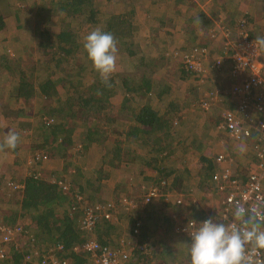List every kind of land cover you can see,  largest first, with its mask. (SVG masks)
Instances as JSON below:
<instances>
[{
    "label": "rangeland",
    "instance_id": "rangeland-1",
    "mask_svg": "<svg viewBox=\"0 0 264 264\" xmlns=\"http://www.w3.org/2000/svg\"><path fill=\"white\" fill-rule=\"evenodd\" d=\"M54 1L55 0H11L9 5L11 10L9 9L8 15L5 16L6 25L4 29L0 30V60L3 58L1 63L6 62L5 55L9 54V56H11L12 53L16 52L15 48H23V46H25L26 50L22 52L24 58L34 59L33 61L36 62L35 66L37 69L47 65L46 60L50 59V55L44 54L39 49H35V44L37 43L36 32L38 31L36 29L37 24L46 26L50 31H53L57 30L60 24L67 23L69 20L68 24H72L75 29L78 28L80 31L82 40L93 30L90 28L91 23L87 22L78 25L80 20L78 21L70 18L69 15H66V10L62 8L59 9L58 2H62L63 0H56V4H53L54 6L52 5V9L48 10L49 12L45 10L43 14L36 13L39 6L42 7V4L45 2L52 4ZM18 3H23L24 7L18 5ZM93 3L94 6L98 8V15L102 19L99 21V28L103 26L105 23L103 21L109 19L112 13L125 12L127 10H133L134 13L132 17L135 21V29L131 37L133 45L131 50H124L130 48L129 44H116L117 60L114 73H118L120 78H116L117 86L115 88V94L112 97V104L115 109L118 108L120 100L125 96V91L121 88V76L127 72L136 73L132 81L133 85L131 86L137 87L138 89L141 87L139 84H143L142 81L144 80L141 74L144 72L147 74L150 81L155 78L153 80L154 91L151 90L147 94H143V92H134V94L131 93L126 96L128 97V102L132 103L134 107L147 101L151 103L153 107L160 108L161 110L165 108L166 102H172V104L177 107L187 108L186 111L194 110V108H199L197 101H199L203 93L219 87L221 89V100L218 103L213 102L205 115L212 118L215 115L218 116L219 113H222L226 109L235 110L237 107L239 109L241 103L245 100V96L242 97L238 94L228 93V90L234 87L235 84L240 82L244 77H234L232 74H229L228 70L233 67L231 62L227 63V66L225 65V67L221 69L212 67V64L215 58L222 56L224 42H235L240 32L243 31L248 35L252 33L254 38L259 35L264 36V18L260 16L261 4L258 5V3H254L253 0H213L212 2L210 0H93ZM0 8L2 7L0 6ZM243 10H246L247 14L251 13L250 15L253 16L250 23H240V18L244 16L241 15ZM200 11H204L205 14L208 13L210 16L209 18L212 23L208 26V30L212 32V35L204 33L205 30H193L195 18H192V16L200 15ZM200 19L201 17L197 16L196 22ZM237 19L238 22L236 24L234 22ZM230 20H232L234 24L231 27L226 26L227 23L231 24ZM230 28L232 29V33ZM196 42L204 43L207 46V54L203 57L200 56L202 59L200 63L205 69H207L208 66L210 75L207 73L202 75V73L198 71L189 74L183 72L175 62L177 60L172 57L173 53H181V55H184ZM217 46H219L220 49L219 55L216 54V52H218ZM131 51L133 52L130 54ZM155 56H162L165 62H159L158 69L153 72L150 67L154 64L152 62H155ZM261 57L264 63V48H261ZM63 59L66 61V67L72 68V71L76 73L81 72L83 82L89 83L98 78L99 73L97 74V71H94L95 69L92 62L88 59L83 45L79 49H74L73 53H70ZM70 61H73L74 64L76 61H80L81 66L85 68L78 71L76 68L79 67L77 65L75 67L69 65ZM159 77H161V81H165L168 87L158 99V96H156V89H158L157 87L160 85L158 83ZM71 78L75 81L77 75ZM156 79L157 84H154ZM14 88L15 86H11V82L8 78L0 72V145L3 144L5 134L9 130L17 132L20 137L15 150L0 147V202L3 208H9L22 214L19 204L23 192H19L22 188L18 190V188L15 187L18 182L16 179H23L26 175L29 176L33 172L45 176L47 175L50 179L61 181L60 184H63L64 188L67 190L71 189L73 184H84L85 179L88 178L89 185L92 182L93 186H90L89 190H85L86 192L90 191L91 195L97 196L98 199L111 198L116 202L120 197H125L127 200H134L135 203L137 201L135 197L137 195L136 193L152 184V179L136 175L137 167H140L139 163L151 157L152 153H147L144 147L135 140L132 141V146L130 147L137 150V153H140L142 157L135 156V163L131 166H124L125 163L121 164L119 161H111L110 152H112V143L107 141L101 145L100 143L91 144L89 148L80 151L78 143L81 142L83 137V134H81L82 130H77L73 137L71 147L67 150L71 152L70 157L61 158L58 152L52 155L50 149L36 147V145H41L40 143H42L45 137L44 133L39 129L40 120L37 121L35 119L30 126H25L19 123V121L24 119L22 116L24 114L22 113H27L28 111L33 112V109L37 111V107L41 104V97L36 96L28 103L23 98H16ZM161 89L162 87L159 90ZM63 91L64 90H62V92ZM255 94L264 96V87H254L250 95ZM174 111V107H172L169 110V114H173ZM202 112L201 110L196 112L188 111L186 120L183 119L182 123L175 129L177 137L183 138L186 141L185 144L190 140L197 141V143H199V149H204L207 145L204 141L203 146L201 140L197 138L199 136L201 138H204L206 135L208 136V127L210 126L209 124L208 126H206L207 124L202 126L198 125L200 124L199 121L201 118L204 117V115L201 114ZM123 113L125 114V111H123ZM240 118L249 125L253 124V121H250V119L248 120L245 116H240ZM40 119L45 120L42 116H40ZM254 119L255 115L253 114L251 115V120ZM122 121L123 119H119L114 124L112 123V125H117L116 127L118 129H123L124 126L121 123L124 122ZM184 128L187 130L185 133H183ZM218 130L222 131L224 129L219 127ZM186 135L189 136L186 138ZM116 137V134H109L110 139H115ZM254 138L255 136L253 135V139ZM253 139L250 142L245 139L237 140L233 137H230V139L223 136L218 138V140H220L219 145L229 151L228 155L231 154L233 161L237 164L240 163L239 166L242 162L246 163V155L249 157L253 152H256L255 146H253ZM213 143L208 145H213ZM73 144L75 146H73ZM131 148H128L129 151H131ZM176 149L177 153L176 151L174 152L176 156L173 157L174 159L167 161L168 164L178 169L189 167L190 162H188L187 159L182 160L184 158L178 155L182 154L184 157H187L186 154L194 155L195 151L181 150L180 148ZM43 152L46 156L41 157ZM219 152H223V150ZM176 157L179 158L176 159ZM102 159H104V163L101 162ZM101 165H103L104 177L100 174V171H96ZM158 166L162 167L161 164H158ZM100 175L102 178L97 180L96 178ZM202 176L204 178V175L200 174V178ZM116 178L119 179V181H116V183L111 186V180H115ZM183 179L182 188L186 190L185 192L187 195H189L188 192H191L190 198H192L196 204L206 209V205H209L211 201L216 199L211 196L205 186L203 187L202 183L204 181L199 180V176L194 178V176L190 177L185 173ZM11 180L13 184L11 183L10 185L9 181ZM134 180H137L136 184ZM199 181H202V183H199ZM130 182H133L134 186L131 187ZM169 197L171 198L170 201H173V196L170 195ZM152 202L155 205V202L158 201L155 198ZM122 204L120 202L113 210L112 217L114 223L111 225L112 227L109 230L110 233L105 234L103 232L104 236L102 235V238L110 244L111 247H119L121 244L125 246L128 245L127 241L132 237L130 232L131 223L138 215L134 209L128 206H121ZM159 204L161 205V210L172 209L171 211H175V213H182L183 211L180 208L173 209L174 207H172V205H166L164 201ZM66 206L67 203L57 209L61 211L64 210ZM150 206L151 205H147L146 208ZM30 214L16 215V222L29 227L30 230L33 231L36 228L32 222L34 219H32ZM77 217L79 218V215H77ZM156 221L157 220L153 218L148 222L149 229L157 225L160 226L159 231H153L152 237L154 236L157 239L160 238L163 241H167V244H169L172 249L182 250V252L178 254L177 259L181 262L188 263V258L184 256L187 255V243L190 242L178 233L172 232L171 228H167L168 226H166V229L162 224H159L161 220L158 221L155 226L154 223H156ZM103 228L104 226H100L99 231L97 232L96 230L95 236L98 233H102L101 231H103ZM34 232L37 233L35 230ZM44 237L45 243H49L48 241L53 239L51 238V234ZM21 239L22 236H20V240ZM41 243L44 244L43 241Z\"/></svg>",
    "mask_w": 264,
    "mask_h": 264
},
{
    "label": "trees",
    "instance_id": "trees-1",
    "mask_svg": "<svg viewBox=\"0 0 264 264\" xmlns=\"http://www.w3.org/2000/svg\"><path fill=\"white\" fill-rule=\"evenodd\" d=\"M55 1L52 4L45 2L42 4V7L39 6L36 13L43 14L45 10H51L52 5L56 4ZM210 1L212 2L213 0ZM10 2L11 0H0V6L2 7L0 8V30L4 29L6 25L5 16L8 15L9 9L11 10L9 8ZM254 2L258 3V5L261 4L260 16L264 18V0H254ZM18 5L24 7L23 3H18ZM58 8L66 10V15H69L70 18L80 20L78 25L89 22L91 23V29L99 28V21L102 19L98 15V8L94 6L93 0H63L62 2H58ZM199 13L200 15L197 16L201 17V19L198 22H196L197 16H192V18H195L193 30H205L204 33L212 35V32L208 30L209 24L212 23L209 18L210 16L206 15L204 11H200ZM250 14H247L246 10H243L241 15L244 16L240 18V23H250V20L253 18ZM133 15V10L112 13L109 19L103 21L105 23L101 26L102 30L109 31L114 35L117 44L130 45V48L124 49L125 51L131 50L133 46L131 41L135 29ZM68 21L67 23L60 24L58 29L53 31H50L46 26L36 25L38 31L36 32L37 43L35 44V49H39L44 54L50 55V59L46 60L47 65L44 67L37 69L35 66L36 62L33 61L34 59L24 58L22 52L26 50L25 46L23 48H15L16 52L12 53L11 56L5 53L8 54L5 55V63H1L3 58L0 60V72L8 78L11 86H15L14 92H16V98H23L26 102L30 103V100H33L36 96L41 97V104L37 107V111L33 109V112L28 111L27 113H22L24 114L22 115L24 119L19 121V123L30 126L35 119L37 121L40 120L39 129L44 133L45 137L42 143H40L41 145H36V147L48 148L52 151V155L58 152L61 158L71 156V152L67 150L71 147L73 137L77 130H82L81 134H83L81 142L78 143L80 151L89 148L91 144L100 143L101 145L107 141L112 143V152H110L111 161H119L121 164L125 163L124 166L133 165L135 156L142 157L140 153L134 154L132 150L129 151L128 148H131L129 142L133 140L142 145L147 153H152L151 157L139 163L140 167H137L136 175L152 179V184L158 187L161 194L156 198L158 202H155L156 204L154 205L153 202L145 203L141 201L142 190L136 193L137 206L133 209L138 215L135 217L136 219L132 220L130 231L134 235L132 237V240L135 241L134 244L143 245V248L140 250L137 248L134 249L135 247L130 244L133 247L131 264H158L160 262L189 264L188 255L184 256L188 258V263L181 262L177 259V256L182 250L172 249L167 244V241H163L160 238L157 239L154 236L152 237V233L153 231H159L160 226L157 223L161 220L159 224H162L165 228L168 226L167 228H171L172 232L178 233L190 242L189 235L177 231L176 227L186 222L189 223L191 220L199 222L210 214L203 206L196 204L192 198L185 196V191H182L184 190L182 188V182L184 181L183 176L185 173L190 177L194 176V178L199 176V180L204 181L203 183L199 181V183H202L203 187H206V190L211 196L222 200V204L216 208L218 212H211L212 214H216L215 216H217L220 211L225 209L223 202L225 188L222 187V184H218L217 180L213 179L216 167L213 162L214 156L210 158L202 153L189 154L188 159H193V161H189L185 158L190 162L189 167L178 169L169 165L167 161L174 159L173 157L176 156L174 153L177 150L176 148L189 151L200 148L197 141L190 140L188 144H185L186 141L176 135L175 129L184 119L183 112H181L183 108L177 107L172 102H169L168 104L165 103L166 108L160 110V108L153 107L147 101L134 107L132 103L128 102V97L126 96L131 93L134 94V92L147 94L151 90L154 91L153 80L155 78L150 81L144 72L141 74L144 80L142 81L143 84H139L141 87L138 89L137 87L131 86L133 85L132 81L136 73L127 72L128 74H121L123 75L121 76V88L125 91V96L120 100L118 108L115 109L112 104V97L115 94V88L117 86L116 78H120L118 73L113 72L109 80L104 82L97 72L98 78L87 83L82 81L81 72L76 73L72 71V68L66 67V61L63 58L73 53L74 49L81 48L84 41L80 37L78 28L75 29L72 24L69 25ZM237 22L238 19L234 23L237 24ZM234 23H227L226 26L231 27ZM250 35L253 36L252 33ZM197 44L206 45L196 42L192 46ZM172 57L177 60L175 62L181 71L190 73L187 71L189 69L183 63V55L181 53H173ZM154 60L155 62H152L154 64L150 67L153 72L158 69L159 62H165L162 56H155ZM222 61V67H225V62L224 60ZM69 65L73 67L77 65L79 67L76 68L78 71L85 68L81 66L80 61H76L75 64L73 61H70ZM76 75L77 78L73 81L71 77ZM158 79L160 85L156 89V96L159 99L168 85H166L165 81L160 80L161 77ZM154 84H157V79L154 81ZM161 87L162 89L159 90ZM62 90L64 91L62 92ZM172 107H174L175 111L170 115L169 109ZM123 111H125V114ZM39 114L45 120L40 119ZM119 119H123L122 122L124 123H121L124 126L123 129H118L116 127L117 125H112V123L114 124ZM110 133L116 134L117 137L110 139ZM253 133L255 132L252 131L249 136L243 137V139L251 142L254 135L255 138L253 141L256 144L259 133ZM73 146L75 145L73 144ZM44 156L46 154L43 152L41 157ZM178 156L183 157L182 154ZM227 157L229 158L230 164L228 166L229 175L225 179L238 181L241 184L247 181L249 174L252 170H257L258 164L261 162L256 152H253L249 157L246 155V163L242 162L240 166V163L237 164L233 161L231 154L227 155ZM101 162L104 163V159ZM158 164H161L162 167H159ZM102 167L103 165L96 171H100V174L104 177ZM200 174H203L204 178L203 176L200 178ZM101 175L95 178L100 180L102 178ZM221 179L224 180L223 178ZM20 180L23 184V193L19 204L22 214L9 208H3L0 202V219L11 224H18L16 222V215L31 213L30 215L34 219L32 222L36 228L34 230L37 233L21 224L22 228L19 235L23 236V238L19 243L10 246L9 253L12 257L18 259L20 255L19 251L27 250L32 243L30 240L33 238L35 245L38 242L42 244V241L44 244H47L45 243L44 236L51 234V238L53 239L48 242L62 243L64 245L68 251L69 264H87V259L83 253H77L67 247L79 244L86 240L87 237L95 238L101 244L106 243L102 235L104 236V233H110L109 230L114 223V219L113 217L107 219L101 216L100 221L93 228V233H87L88 230L81 228L79 225L77 217L78 208L76 206L83 200L94 204L112 199H98L97 196L91 195L90 191H88L89 193L86 192L85 190H89V187L93 186L92 182L89 185L88 178L85 179L82 185H74L72 183L71 189L68 190L63 188V184H60L61 181L50 179L49 176L36 172L31 173L29 176L26 175V177ZM11 182L12 180L9 181V183ZM134 182L136 184L137 180H134ZM130 186H134L133 182H130ZM261 192L264 197V185ZM170 195L173 196V201H170ZM79 196L81 199L78 198ZM163 201L166 205H172L174 207L173 209H182V213H175V211H171L172 209L161 210L159 203H163ZM66 203L67 206L64 210L59 211L57 209ZM147 205L151 206L146 208ZM153 218L157 220L154 223L157 226L149 229L148 222ZM100 226H104L103 231L95 236V232L96 230L97 232L99 231ZM16 245L18 246L16 247Z\"/></svg>",
    "mask_w": 264,
    "mask_h": 264
},
{
    "label": "built area",
    "instance_id": "built-area-1",
    "mask_svg": "<svg viewBox=\"0 0 264 264\" xmlns=\"http://www.w3.org/2000/svg\"><path fill=\"white\" fill-rule=\"evenodd\" d=\"M254 41L255 38L253 36L243 31L240 32L235 42H224L222 56L215 58L212 64V67L221 69L223 68V57L230 59L233 67L229 70V73L234 77H244L234 87L229 89L228 93L238 94L242 97L245 96V100L241 103L239 109L238 107L235 110L226 109L222 113H219L218 121L216 122L217 127L223 128L230 137L237 140H242L243 137L249 136L252 131L259 133L254 146L257 156L261 161L258 164L257 170H252L247 181L241 184L238 181L225 179L229 175L228 166L230 163L227 157L228 154L218 152L214 155L213 162L216 167L213 179L217 180L218 184H222V187L225 188L223 200L225 209L220 211L216 216L217 219L221 220L231 217V212L234 210L237 202L244 203L246 207L264 202L261 192L264 185V96L258 94L250 95L254 87H264V63L261 59V48L255 45ZM205 54H207L206 45L197 44L191 47L183 55V63L189 69L187 71L190 73L198 71L202 75H205V73L210 75L208 66L205 69L200 63L202 60L200 56L203 57ZM220 92L221 89L218 87L203 93L198 101L199 106L203 110H208L213 102L218 103L221 100ZM253 114L255 115V119L251 120V115ZM240 116L247 117L248 120L253 121V124L249 125L245 123ZM15 187L18 190L22 188L19 192L23 191V184L21 182H17ZM160 194L158 187L151 184L142 189L141 201L145 203L152 202ZM78 198L81 199L80 196ZM82 202H79L76 206L79 215L78 222L81 228L88 230L87 233L91 234L96 223L100 221L101 216L107 219L112 218L113 210L120 202L121 204L124 203L121 206H128L132 209L137 206V201L134 203V200H127L125 197H120L117 202L113 200L100 201L94 204L85 202V200ZM215 215L210 213L204 220L215 217ZM190 227L191 222H186L177 226L176 230L188 235L187 228ZM21 228V224H11L0 219V264H69L68 251L62 243L49 242L47 244L38 243L35 245L33 243L34 238L30 240L32 243L27 250L19 251L20 255L18 259L13 258L9 253L10 246L21 241L19 235ZM132 237H130L131 239L127 243V246L121 244L119 247H111L107 242H102L103 244H101L95 238L87 237L81 243L67 248H71V250L77 253H83L87 259V264H131L133 247L138 250L143 248V245L134 244L135 241L132 240ZM158 264L179 263L160 262Z\"/></svg>",
    "mask_w": 264,
    "mask_h": 264
},
{
    "label": "clouds",
    "instance_id": "clouds-1",
    "mask_svg": "<svg viewBox=\"0 0 264 264\" xmlns=\"http://www.w3.org/2000/svg\"><path fill=\"white\" fill-rule=\"evenodd\" d=\"M254 43L264 48V36H257ZM116 44L114 35L101 28L84 37L83 48L104 82L116 68ZM19 139L9 130L0 147L15 150ZM187 232L189 264H264V202L248 207L237 202L229 219L191 220Z\"/></svg>",
    "mask_w": 264,
    "mask_h": 264
},
{
    "label": "crops",
    "instance_id": "crops-1",
    "mask_svg": "<svg viewBox=\"0 0 264 264\" xmlns=\"http://www.w3.org/2000/svg\"><path fill=\"white\" fill-rule=\"evenodd\" d=\"M254 1V0H253ZM255 3V2H254ZM262 3V2H261ZM206 15H208V13H206ZM209 16V15H208ZM230 22H232V20H230ZM211 24V23H210ZM209 24V25H210ZM231 30V33H232V29H230ZM259 36H261V35H259ZM219 46H220V44H219ZM219 46H217V51L218 52H216V54L217 55H219L220 54V49H219ZM223 60H224V62H225V65L227 66V63H230L231 61H230V59H226V58H223ZM224 68V67H223ZM220 86V85H219ZM169 103V102H168ZM167 102H166V104H168ZM167 106H165V108H166ZM200 108V107H199ZM199 108H197V109H195L194 108V110H188V111H191V112H196V111H200L201 110V114L202 115H204V117L203 118H201V120L199 121V123L200 124H198V125H204V124H207L206 126H208V124L210 125L208 128H209V134H208V136L206 135L204 138L202 137H200V139H199V137L197 138L198 140H201V143L203 144V146H204V141L206 142V147L204 148V149H196V150H194L195 151V153H197V154H199V153H202L203 155H205V156H209L210 158L212 157V156H214L216 153H218L219 151H221V150H223V152H226L227 154H228V152L229 151H227L226 150V148H224V147H222L221 145H219V143H220V140H218V138L219 137H226L227 139H230V136L226 133V131H224V130H222V131H220V130H218V128L216 127V121H217V115H215L214 117H212V118H209L208 116H206L205 114H206V111H208V110H203V109H199ZM186 109L187 108H183L182 109V112H183V117H184V119L186 120V118H187V112L188 111H186ZM170 110V109H169ZM185 132H187V130L184 128L183 129V133H185ZM189 135H186V138L188 137ZM214 142V143H213ZM210 143H213V145H208V144H210ZM131 144V145H130ZM188 144V143H187ZM197 144H199V143H197ZM129 145L130 146H132V142H130L129 143ZM222 148V149H221ZM219 149H221V150H219ZM132 151H133V153L135 154V153H137L138 151L137 150H135V149H131ZM200 150V151H199ZM216 150H219V151H216ZM224 150H226V151H224ZM215 151V152H214ZM183 156V155H182ZM186 156L187 157H184L183 156V158L184 159H182V160H186L185 158H189V154H186ZM189 160V159H188ZM190 161H193V159L192 160H190ZM189 162V161H188ZM132 163V162H131ZM134 163H135V159H134ZM193 163V162H192ZM118 178V177H117ZM115 179V180H111V183H110V185L111 186H113L115 183H116V181H119V179ZM18 182H20L21 180H19V179H16ZM182 191H186V190H182ZM184 194H185V196L186 197H188V198H190V196H191V192H188V194L189 195H187L186 194V192H184ZM221 201L222 200H218V199H214L213 201H211V203L209 204V205H206L207 207H206V211L208 210V212H212V213H216V212H218L217 210L218 209H216L217 207H219V205L220 204H222L221 203ZM131 229V228H130ZM127 242H129V241H127Z\"/></svg>",
    "mask_w": 264,
    "mask_h": 264
}]
</instances>
